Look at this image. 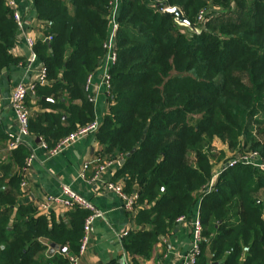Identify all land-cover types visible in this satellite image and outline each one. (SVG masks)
<instances>
[{
	"label": "trees",
	"instance_id": "trees-1",
	"mask_svg": "<svg viewBox=\"0 0 264 264\" xmlns=\"http://www.w3.org/2000/svg\"><path fill=\"white\" fill-rule=\"evenodd\" d=\"M30 1L51 39L34 45L45 81L33 95L49 110L29 113L28 132L52 147L95 119L85 83L101 66L112 5ZM173 6L196 27L205 11L201 31L164 12ZM115 26L108 109L95 138L104 160L124 159L115 173L124 192L138 193V228L122 238L124 251L135 264L137 256L150 257L199 202L196 264H264V168L223 167L225 158L216 189L202 191L215 171V138L235 154L257 152L264 163V0H119ZM17 33L12 10L0 0V72L21 61L11 52ZM10 140L0 122V264H68L64 252H45L55 243L76 253L86 211L68 226L21 204L19 173L29 151L22 144L8 149Z\"/></svg>",
	"mask_w": 264,
	"mask_h": 264
},
{
	"label": "crops",
	"instance_id": "crops-1",
	"mask_svg": "<svg viewBox=\"0 0 264 264\" xmlns=\"http://www.w3.org/2000/svg\"><path fill=\"white\" fill-rule=\"evenodd\" d=\"M23 21V28L18 30L16 42L11 49L14 56L21 61L18 64L4 68L0 72V122L6 132L13 137L18 130L13 109L10 106V95L18 83L33 86L38 82L42 62L39 59L29 61L30 50L25 45L24 38L31 37L35 44L45 36L44 25L36 18L35 8L30 0H14ZM87 96L92 97L95 121L100 125L108 109L107 90L102 84V68L95 69ZM29 112L34 114L49 110L35 101L33 88L29 90ZM22 145L27 147L34 159L28 170L24 187L20 186L21 204H31L36 208L37 203L46 195H59L61 187L67 185L92 202L102 212L92 226L91 240L85 253L80 258V264H126V252L123 249L122 238L127 232L137 229L134 217L136 209L127 211L123 208V200L115 192L106 189L108 181H122L115 178L120 167L113 164L101 173L98 179H93L95 171L104 158L98 153L99 146L95 133L82 136L75 143L61 151L49 154L34 135L22 138ZM22 169V168H21ZM21 175V171L19 173ZM124 185V183H123ZM37 209V208H36ZM199 210V202L191 211L188 218L177 222L176 227L158 241L148 258L136 257L138 263L150 264H182L189 251L192 235V222ZM82 209H66L60 206L52 207L46 216L51 215L58 223L63 221L68 226L77 223L76 212ZM83 224V222H82ZM81 228V222L79 223ZM64 246V245H57ZM66 247L64 256L71 254ZM48 249L45 255H48ZM63 252L59 248L52 253Z\"/></svg>",
	"mask_w": 264,
	"mask_h": 264
},
{
	"label": "built area",
	"instance_id": "built-area-1",
	"mask_svg": "<svg viewBox=\"0 0 264 264\" xmlns=\"http://www.w3.org/2000/svg\"><path fill=\"white\" fill-rule=\"evenodd\" d=\"M7 5L12 10L14 20L16 21L18 30H21L23 28V21L21 18V15L18 11L17 5L14 0H6ZM110 4L112 5V25L110 27L109 35L107 40L104 42L103 47L105 50V54L103 56L102 62H101V68H102V84L105 86L107 90V96L109 93V89L111 88V82H110V68L116 61V51H115V16L118 11L119 7V0H111ZM204 11H200L198 17L199 21H206L203 15ZM44 39H51L50 36H45ZM25 45L30 50V56L29 61H34L37 59V55L34 52V40L26 36L24 38ZM45 68L42 64L40 75L38 78L39 83H43L45 81ZM92 81V75L89 74L86 78L85 83V90L87 91L91 85ZM33 88V86H27L23 83L16 84L11 92L10 95V106L14 111L15 118L17 121V133L12 137V140L8 143V149L16 148L19 144L22 143V138L24 136H28V117H29V109L27 108L25 104V96L29 92V90ZM89 100L93 103L92 97L88 96ZM99 127V124L93 120L81 127H79L74 132L68 134L67 136L63 137L57 144H55L52 147H48L46 142L42 138H38L39 144L47 149L49 154H54L62 149L70 146L71 144L75 143L78 139H80L82 136L87 135L89 133H95ZM34 159V154L30 153L24 160L23 167L21 169V181L20 186L24 187L26 184V174L28 170L30 169V166L32 164V161ZM118 163V159L114 160H104L102 163L99 164L97 167L95 174L93 176V179H98L99 176L103 171L106 170V168L110 167L113 164ZM237 163H245V164H251L256 167H262L264 168V163H261L259 161V155L257 152H249L245 154H238L233 155L232 157L228 158L226 162V166H234ZM220 171L215 170L211 176V178L208 180V182L204 185L202 191L203 192H210L215 190V184L216 179L219 175ZM106 189L112 192H115L118 194L121 199L123 200V208L127 211H132L135 209L136 201L138 199V193L133 192L131 194H127L124 192L123 189V182L122 181H108L105 184ZM55 206H60L66 209H73L78 208L86 211V215L83 220L82 224V234L79 239V247L78 251L76 253L68 254V264H80V258L87 250L90 240H91V233H92V226L94 221L97 218L102 217V212L95 207V205L90 202L88 199L83 197L81 194L73 190L67 185H63L61 187V191L59 195H46L42 200H40L37 203V210L42 214H47L48 211ZM184 216H180L177 218V222H180L184 220ZM191 245L189 248V251L187 252L183 263L182 264H196L197 257L200 253L199 244L201 242V224L199 221V210L198 214L195 218V220L191 223ZM126 264H135L130 257L126 253ZM138 264H150L148 262H140Z\"/></svg>",
	"mask_w": 264,
	"mask_h": 264
},
{
	"label": "rangeland",
	"instance_id": "rangeland-1",
	"mask_svg": "<svg viewBox=\"0 0 264 264\" xmlns=\"http://www.w3.org/2000/svg\"><path fill=\"white\" fill-rule=\"evenodd\" d=\"M200 13V12H199ZM198 13V15H199ZM207 13H205V11L203 12V15L205 16V20H207ZM197 15V29L201 31V28H203V26L205 25V22L199 21V17ZM183 26V25H182ZM222 149L225 150V154L222 155ZM211 152L213 154L212 156V161L215 162V170H218L219 166L222 165L223 161L225 158L231 157L233 155H238V154H245V153H249V152H253V151H246V152H239V153H234V151H232V149H228L226 150V146L225 143H223L219 138H215L212 142V148H211ZM226 164H224L223 167H225Z\"/></svg>",
	"mask_w": 264,
	"mask_h": 264
},
{
	"label": "water",
	"instance_id": "water-1",
	"mask_svg": "<svg viewBox=\"0 0 264 264\" xmlns=\"http://www.w3.org/2000/svg\"><path fill=\"white\" fill-rule=\"evenodd\" d=\"M164 12L167 14H171V15L175 16V21L179 25H183L191 31L200 32V30H198L194 24H192L188 21V19L184 16V14L180 10V8H178L177 6L168 7L164 10ZM43 99H48V98H43ZM135 149H136V146L128 154H126V156H129ZM123 162H124V159H121L118 161V163L120 165L123 164ZM57 248H59L63 252L67 251L65 246H57L55 243H50L48 254L51 255L55 251V249H57Z\"/></svg>",
	"mask_w": 264,
	"mask_h": 264
}]
</instances>
